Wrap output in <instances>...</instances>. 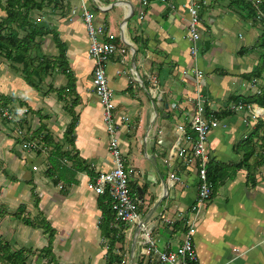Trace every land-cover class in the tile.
Wrapping results in <instances>:
<instances>
[{"label": "crops", "instance_id": "crops-1", "mask_svg": "<svg viewBox=\"0 0 264 264\" xmlns=\"http://www.w3.org/2000/svg\"><path fill=\"white\" fill-rule=\"evenodd\" d=\"M72 2H62L55 9L54 27L67 46L74 89H66L69 80L62 72L53 73L55 85L50 84L44 91L47 77L45 85L37 90L25 78L0 70V79L9 89L0 95L16 99L13 106L18 105L17 111L12 107L16 114L13 120L8 123L0 120V156L4 160L0 159V165L6 164L12 174L8 175L7 169L2 171L0 166V199L6 203L0 215L8 217L6 220L0 217V236L4 235L9 243L10 238H15L16 243L19 239L23 248H31L29 241L34 243L37 230L42 228V211L48 223L60 231L55 238V256L65 255L72 260L68 264H79L85 259L88 264H107L108 241L100 228L103 219L98 203L100 195L96 194L88 171L98 176L110 171L114 161L103 122V107L94 88V62L87 28L80 16L73 13L82 3L74 0L73 6ZM85 2L95 23L106 26L107 34L113 35V43L119 49L108 64V78L117 105V122L121 125V150L131 173L130 187L139 200L143 218L135 224L117 225L114 220V228L118 227L124 236V242L117 246L123 264H153L156 257L149 250V238L160 251L177 250L188 230L186 219L195 218L197 165L188 164L179 152L190 151L194 144L192 121L200 97L208 117L229 114L218 119L219 128L208 137V168H212L215 181L209 179L213 196L195 220L198 264H264V151L259 139L251 138L259 121H264V110L261 108L257 118L247 110H232L237 105L232 102L234 97L248 96L257 90L254 83L245 80V75L263 60L264 8L258 9L256 17L244 14L245 18H241L231 9L229 1L208 0V6L201 12L199 54L193 57L188 39V0ZM55 50L58 55L56 45ZM193 69L201 70L204 78L198 80ZM63 90L66 101L59 99ZM140 92L143 98L138 95ZM70 101L76 102L74 151L79 153L77 163L82 171H77L74 177L76 184L66 186L55 184L47 174L52 147H45L41 137L34 142L44 152L29 155L24 139L36 136L35 132L45 123L55 145L70 151L65 139L72 121V114L66 111ZM123 116L130 121H122ZM2 123L6 125L1 126ZM253 147L255 155L244 162L245 148ZM39 159H43L42 165L37 164ZM31 164L35 174L24 182ZM72 165L70 162L68 166ZM13 205L16 212L9 217L8 210H15ZM31 207L35 210L34 227L17 218V215L24 217ZM40 231L48 236L45 230ZM20 234L22 238L18 237ZM36 242L41 243L38 239ZM38 247L34 249L42 250ZM35 257L36 261L43 260Z\"/></svg>", "mask_w": 264, "mask_h": 264}, {"label": "trees", "instance_id": "trees-1", "mask_svg": "<svg viewBox=\"0 0 264 264\" xmlns=\"http://www.w3.org/2000/svg\"><path fill=\"white\" fill-rule=\"evenodd\" d=\"M220 1H229L230 4L236 3L243 10L244 6H246L245 8L249 10V15L252 17H256L258 9L262 10L264 8V0H259L258 3L256 1L253 2V0ZM62 2H64V0H0V9L5 13V16L0 19V57L5 58L10 64L16 65L15 68L22 72L28 84L37 90L41 89L46 77L53 75L55 72H62L67 76L69 88L67 87L66 89H74L75 77L69 65L66 44L63 43L55 29L51 26L40 27L32 17L33 12L43 13L46 9L55 12V9H57ZM239 15L241 18H245L244 14L239 13ZM261 22L264 23V18H262ZM24 33V37H21V34ZM47 37H52L58 49V55L44 52L42 43ZM244 54L245 51L241 56H244ZM262 59V61L259 60V63L253 68L250 74L245 75V80L257 86V92L251 93L248 96L234 97L232 102L237 104L242 103L246 108L251 105H258L264 110V53ZM65 91H60V100H65ZM15 101L16 99L0 95V113L3 115L6 111L11 112L12 109L9 106H11V103H15ZM75 105L76 102L73 104L71 101L66 105V111L72 114V121L65 132L66 142L71 146L70 151H64L62 146L58 144L55 145L54 139L47 133L48 126L45 123H42L41 128L35 132L37 134L36 136L34 135L30 138L24 137L27 143H35L34 141H38L37 139L41 140L42 137V142L45 144V147H52L48 157L51 166L48 168L47 174L57 185L60 183H64L66 186H71L72 183L76 184L77 181L74 177H76L77 171H82L80 164L77 163L80 158L79 153L74 151L76 142L75 132L78 125V117L74 113ZM206 114L209 115L207 110ZM228 114L229 113H219L215 114V116L221 119L225 116L227 117ZM5 120L8 121L9 119L5 118ZM21 126L23 127V125ZM254 137L259 139L261 150L264 151L263 120L259 121L257 128L251 135V138ZM36 145L38 154L44 152L45 149L40 148L37 143ZM245 150L244 162H249L256 153L255 148L253 147L252 150L245 148ZM70 162L73 163L71 167L68 166ZM211 170L212 168H209V179H212ZM88 173L91 179L95 181L97 176L95 172L88 171ZM55 177H57V180ZM98 203L99 208L103 212L100 228L103 233V238L108 241V256L106 262L107 264H123V255L117 252V246L124 242V236L118 227L114 228L113 225L115 214L112 210V199L108 195L99 196ZM17 218L27 226L34 227V221L31 219L20 215H17ZM48 224L47 222V225ZM118 224L121 223H117V225ZM45 231L46 234H48V246L40 250L36 256L43 258L45 261L43 264H61L56 256H53L56 233H52V231L49 230L48 232L47 230ZM33 256H35V253L32 249L21 248L16 250L9 242L4 241L3 237H0V264H29V258Z\"/></svg>", "mask_w": 264, "mask_h": 264}, {"label": "built area", "instance_id": "built-area-1", "mask_svg": "<svg viewBox=\"0 0 264 264\" xmlns=\"http://www.w3.org/2000/svg\"><path fill=\"white\" fill-rule=\"evenodd\" d=\"M68 1L69 0H64V2ZM162 1L165 2L167 0ZM81 3L78 10H75L73 13L75 16H80L87 28L90 42V57L94 62V88L101 106L103 107V122L109 138V151L114 161V166L110 171L100 173L96 177L93 187L97 195H108L112 199V210L115 214L116 223H139L143 218L140 212L139 200L133 196L131 191V173L125 165L121 150L119 137L121 125L117 122V105L108 78V64L119 49L117 45L113 43V35L107 34L106 26L95 23L94 15L90 12L85 0H81ZM207 6L208 0H188L186 4V12L190 18L188 24V39L192 44L191 54L193 57H197L199 54V47L197 44L201 40V27L203 24L201 12ZM262 18H264V15L261 16V19ZM192 72L198 80L204 78V73L201 70L193 69ZM67 104H69V102ZM203 105L204 101L200 97L192 121L196 137L194 138V144L191 150L188 152L181 150L179 152L180 157L184 158L188 164L197 165L199 179L197 213L194 219H186L188 230L185 234L182 246L177 250L160 251L157 249L156 242L149 238L148 243L151 247L149 250L152 251L153 255L156 257L153 264H198L199 261L194 241L197 232L195 220L197 214L201 212L202 207L213 196V189L208 176L210 153L207 149V142L211 131L220 126L216 116H207ZM232 110L250 111L253 118L259 117V113L262 112L261 108H257L254 105L246 108L242 103L234 105ZM2 116L9 120H13L12 113L9 111L4 112ZM121 119L126 123L130 121V118L125 116ZM245 122H247V120H245ZM180 130L184 131V128L180 127ZM23 134V132H20V135ZM36 150V143L27 144V151L30 154L36 152ZM35 170H37V168H35ZM174 180L180 181L179 178H174Z\"/></svg>", "mask_w": 264, "mask_h": 264}, {"label": "rangeland", "instance_id": "rangeland-1", "mask_svg": "<svg viewBox=\"0 0 264 264\" xmlns=\"http://www.w3.org/2000/svg\"><path fill=\"white\" fill-rule=\"evenodd\" d=\"M76 2H78V1H76ZM72 4H73V6L75 5V3H74V0H73V2H72ZM80 5V4H79ZM230 5V7H231V9L234 11V12H237V13H242V14H248L249 15V12H248V10L244 7V10L243 9H241V7L240 6H238V4H236V3H234V4H229ZM78 8H79V6H78ZM5 16V13L3 12V11H1V9H0V19L2 18V17H4ZM32 17H33V19L36 21V23L40 26V27H48V26H52V28L55 26V12H52L50 9H46L43 13H39V12H33V14H32ZM54 29H55V27H54ZM24 35H25V33L24 34H21V37H24ZM43 50H44V52L45 53H47V54H52V55H55L56 53H57V51L55 50V44H54V42H53V39H52V37H47V38H45L44 39V41H43ZM254 55H255V57H257L258 55H257V53H254ZM5 58H1L0 57V70H6V71H8L9 72V74L11 73V75L12 76H15V75H17V76H15V77H22V79H24L25 77H24V75L22 74V72L19 70H16L15 68H13V67H15L13 64L11 65L10 63H9V61H6V60H4ZM9 63V64H8ZM55 74L54 75H51V76H49V77H47V79H46V85L45 84H43V85H45L47 88L46 89H44V91H46L47 89H48V86L50 85V84H53V85H55ZM14 79V78H13ZM5 84L6 83H4L3 82V78H1L0 79V94L3 92V93H6L5 91H9V89H8V87H6L5 86ZM43 85L41 86V87H43ZM12 87L11 88H13L12 90L13 91H15L16 90V88L15 87H13V85H11ZM258 90V89H257ZM257 90H256V92H257ZM142 92H140V94H138L139 96H140V98H143V95L141 94ZM20 98V97H19ZM15 103L13 102V103H11V106H9V107H11V109H13L14 108V110L15 111H17L18 110V105L17 106H13ZM13 107V108H12ZM11 112H12V119L16 116V114L11 110ZM0 115H1V117H0V120L2 121V122H4V121H6L5 120V118L2 116V114L0 113ZM5 123H8V121H6ZM5 123H2V125L1 126H5L6 124ZM24 126H26V125H24ZM24 133V132H23ZM24 138V137H23ZM108 140H109V138H108ZM28 144V143H27ZM28 152V151H27ZM27 152L25 151V155H27ZM28 154L29 155H31L29 152H28ZM0 159L1 160H3V158L0 156ZM4 161V160H3ZM39 161V163L37 162V164L39 165V164H43L44 162H43V159H39L38 160ZM131 163H133V161H131ZM3 164H5V163H3ZM36 163H35V165H37ZM1 166V165H0ZM33 167H34V165L33 164H31L30 166H28V171H27V173L25 174L26 176L24 177V179H23V181L24 182H27V181H30L31 180V178L34 176V174H35V171L33 170ZM127 167V166H126ZM1 168H3L2 169V171H4V170H6L7 169V165L5 164V166L4 167H2L1 166ZM127 169H129V168H127ZM8 170V169H7ZM8 172V175L10 174L11 176H12V174L11 173H9L10 172V169L7 171ZM3 178V177H2ZM3 197L6 199V197H5V194H3ZM4 203H5V201L3 200V199H0V209H1V211L0 212H3L4 211ZM6 204V203H5ZM38 204V203H37ZM15 208V210L14 209H9L8 210V216L9 217H12V214H14V212H16V205H13L12 206V208ZM8 208V207H7ZM30 209V212H25V214H24V217L25 218H28V219H31L32 221H35V210H34V207H31V208H29ZM3 215L4 214H2V215H0V217L2 216L3 217ZM40 215H42V218L43 219H41V223H43L42 225H41V229L42 230H47V232H48V230L49 231H52V233H56V235H55V238L57 237V234H59L60 233V231L58 230L59 228H57V227H55L54 225H52V224H48L47 225V218H46V216H45V214H43V212L41 211V214ZM8 217L7 216H5V217H3V218H1L2 220H6ZM22 226H24V225H22ZM44 227V228H43ZM26 228V227H25ZM49 228H51V229H49ZM32 229V228H31ZM40 229V230H41ZM40 230H37L38 232H36V235H37V237H35V240H34V243L32 244V243H30V241H29V243H28V245H32V247L31 248H28V247H24L25 249H32V251L33 252H35V256L39 253V251L40 250H35L34 248H36V247H40V249H43L44 247H47L48 246V236H46L44 233H42V231H40ZM21 233V232H20ZM35 233H33L32 235H34ZM6 235V234H5ZM7 235H8V233H7ZM4 235H1L0 237H3ZM18 237H20V238H22L23 236L20 234V236H18ZM4 239V238H3ZM11 240H9L10 241V243L9 244H12L11 246L12 247H14L15 249H17V250H19V249H21V248H23V246H21V245H19V239H18V242L16 243L15 241H14V239L15 238H10ZM36 239H38V241H41V243L38 245L37 244V242H36ZM58 240V239H57ZM4 241H6L5 239H4ZM7 242V241H6ZM55 242L56 241H54V247H55ZM36 244V245H35ZM60 244H61V242H60ZM34 245H35V247H34ZM38 247V248H39ZM54 253H53V256L55 257V255H56V253H55V249H54V251H53ZM58 253V252H57ZM67 253V252H66ZM35 256H33V257H31V258H29V264H35V262H36V264H39V263H42V262H44V260H37L36 261V257ZM56 258H57V260L61 263V264H68L69 262H71L72 260H70V259H68L65 255H62V257H61V255H60V253H58V256H56ZM85 258V257H84ZM84 262H80L79 264H88V261L85 259V260H83ZM89 264H92V262H90Z\"/></svg>", "mask_w": 264, "mask_h": 264}, {"label": "water", "instance_id": "water-1", "mask_svg": "<svg viewBox=\"0 0 264 264\" xmlns=\"http://www.w3.org/2000/svg\"><path fill=\"white\" fill-rule=\"evenodd\" d=\"M160 203H158L157 207H159Z\"/></svg>", "mask_w": 264, "mask_h": 264}]
</instances>
